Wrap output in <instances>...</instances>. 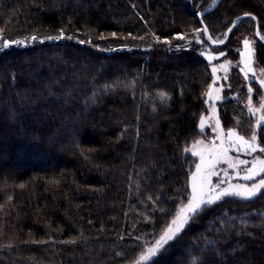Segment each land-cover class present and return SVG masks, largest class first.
<instances>
[{"label":"trees","instance_id":"obj_1","mask_svg":"<svg viewBox=\"0 0 264 264\" xmlns=\"http://www.w3.org/2000/svg\"><path fill=\"white\" fill-rule=\"evenodd\" d=\"M213 2L0 0V43L21 40L0 48V264H264V193L205 206L138 263L190 192L188 148L213 86L197 14ZM242 13L216 47L236 61L257 21L264 36V0H222L203 18L224 39ZM255 60L264 68L263 43ZM241 73L219 114L249 138L246 86L257 85Z\"/></svg>","mask_w":264,"mask_h":264},{"label":"snow or ice","instance_id":"obj_2","mask_svg":"<svg viewBox=\"0 0 264 264\" xmlns=\"http://www.w3.org/2000/svg\"><path fill=\"white\" fill-rule=\"evenodd\" d=\"M244 16H251V13H242ZM232 24H236V20L232 21ZM194 32L200 33L199 29H193ZM209 29L207 24L203 25V34H208ZM65 35L63 30L60 34L54 37L55 39H60L61 36ZM111 35L115 36L116 33L113 32ZM176 36H184L185 41L190 37L183 33H175ZM257 35L259 33L257 32ZM157 41L164 40L168 41L169 37H160L155 36ZM32 39H44V37H38L35 34L31 37ZM51 38V37H50ZM199 39V35L195 37ZM208 38L212 40L213 44H222L223 41L217 35L216 39H212V36L209 34ZM261 40H264V36L259 37ZM20 39H3L0 43V48H6L9 45L20 43ZM25 43L27 40L24 41ZM244 49L241 52V56L244 62V67L240 69L241 72H244L245 75H248L252 71V52L251 42L248 38L243 40ZM99 47V45H97ZM179 48L180 45H175ZM208 60H212V55L205 53ZM216 55H223V53H216ZM228 61L225 60L221 65H212V74L213 79H218L216 77V71L218 67L224 68L227 72ZM264 71V70H262ZM259 83L264 85V79L260 80ZM218 91V89L216 90ZM248 91L252 92L251 85L248 86ZM168 94L166 92H161V97H165ZM208 96H213V90L211 86L209 87ZM251 109V104H249ZM264 107V105H262ZM214 114V110L213 113ZM261 123V139H264V116L260 117ZM206 120L205 117L201 116L200 127L205 126ZM217 125H219V119L216 120ZM214 132L220 133V143L213 144L211 147L205 146L199 149L194 147V150L198 152L199 162L195 165V171L190 172V192L187 193V197L183 195L178 196L177 199L180 200V204L176 207L173 215L170 220L167 221L166 226L161 230L160 234L154 237V242H149L147 245H144L146 251H143L139 255L140 261H148L156 253L166 248L174 240L179 239V237L186 230V227L194 220L197 216L201 215L205 210L207 205H212L217 201H221L223 198L229 195H237L244 198H251L258 193H264V179H259L258 177H264V144L257 142V133L255 130L252 131L250 138H245V136L240 135L236 129L229 128L227 130V136L225 137L223 131L217 127L213 129ZM198 144H203L202 141H198ZM229 148H236L238 152H256L257 149H260V154L256 155L251 161L241 159L240 157H232L229 155ZM219 161H227L229 166L232 169H235L233 172H229L227 168L223 169V174L226 177L224 181H213V175L217 174V164ZM249 163L251 167H248ZM243 165V169L239 166ZM244 176L246 180H251L252 178H258V182L250 184H241V183H232V177ZM184 191H187L185 189ZM186 199V202H185ZM223 255L222 252L219 253ZM132 264H136V261H133Z\"/></svg>","mask_w":264,"mask_h":264},{"label":"rangeland","instance_id":"obj_3","mask_svg":"<svg viewBox=\"0 0 264 264\" xmlns=\"http://www.w3.org/2000/svg\"><path fill=\"white\" fill-rule=\"evenodd\" d=\"M244 38H248L249 41L251 42V47L253 49L252 52V71L248 74L245 75L244 72L241 73L242 79L244 80V85H246V82H255V84L257 85V90H252V92L250 93L249 91L247 92V97L245 99V109L247 114L251 117V119L253 120V130L256 131L257 133V142H259V131L261 128V121H260V117L264 116V107H262V105H264V85H261L259 83L260 80L264 79V68L258 67L256 65V60H255V55H256V48H257V44H258V40L256 39V37L254 36H240L238 38L239 40V44L237 45L236 51L241 52L244 49V44H243V40ZM222 41L225 40L221 39ZM205 53H208L209 55H212V60H208L207 55H205ZM216 53H223V55H216ZM228 53V50H218L216 49V47H213L211 45H208L206 48H204L202 55L203 57L210 63V68H211V72H212V65L216 64V65H221L224 63L225 60H227L229 63L227 65V72H225L224 68L222 67H218L217 71H216V77H218V79H213V86H212V90H213V96L208 98V102H207V110L206 112L203 114V116L205 117L206 123L205 126L203 128L200 127V123H201V118L199 120L198 123V128L201 132V137L194 142L193 144L190 145V147L188 148V153H190L193 157L197 158L198 162H199V155L198 152L194 150V147L196 149L208 146L211 147L213 144H219L220 141V133L219 132H214L213 129L219 127L225 137L227 136V131L224 129L221 119H220V114H219V103H221L222 101H224V90L226 88H228L229 84H230V75L233 69H241L242 67H244V62L242 59V56H240V60L236 61L235 59H233V57H226V54ZM213 76V74H212ZM246 88L248 89V86H246ZM218 89V91H216ZM236 97V96H234ZM249 104H251V109L249 107ZM214 110V114L213 113ZM219 119V125H217L216 120ZM251 136H249L250 138ZM247 139V138H246ZM198 141H202L203 144H198ZM229 155L232 157H240L241 159H245L248 161H251L256 155L260 154V149H257L256 152H238L236 150V148H229ZM197 162V163H198ZM241 169H243V165L239 166ZM248 167H251V164L249 163ZM227 168L228 171L231 173L233 171H235V169H232L229 164L227 163V161H219L217 164V174L213 175L212 180L215 182L217 180L219 181H224L226 179V177L223 174V169ZM195 171V170H194ZM259 179H264V177H258ZM258 178H252L251 180H246L244 178L243 175H241L240 177H232V183H241V184H250V183H256L258 182ZM191 190V188H190ZM260 193L256 194L255 196L259 195ZM229 196H234V197H238V198H242V199H251L254 198L255 196L251 197V198H244V197H240L237 195H229ZM228 197V196H226ZM157 255V253L151 257L148 261H140L138 259V263H147L149 261H151L155 256Z\"/></svg>","mask_w":264,"mask_h":264},{"label":"water","instance_id":"obj_4","mask_svg":"<svg viewBox=\"0 0 264 264\" xmlns=\"http://www.w3.org/2000/svg\"><path fill=\"white\" fill-rule=\"evenodd\" d=\"M221 1H222V0H214V2H213L208 8H206L205 10H203V11H201V12H199V13L197 14L198 19H199V21H200V24L202 25V28H203V25L205 24V22H204V20H203L204 16L207 15V14H209V13H211V12H213V11H214V10L220 5ZM250 17H251V16H250ZM250 17H249V16H244V15H242V16L236 18V19H235V20H236V24H234V25L231 24V26L228 28L227 33H226V38H225V40L223 41L222 44H213V43H212V40H210V39L208 38V35L210 34V31H209L208 34H205V36H206V38H207L209 44H210L211 46H213V47H219V46L224 45L225 43L228 42V40H229V38H230V36H231L233 30L239 25V23H240L241 21H243L244 19H247V18H250ZM257 32L259 33V35H257ZM210 35H211V34H210ZM255 36H256V39L258 40L259 43H263V44H264V40H261V39L259 38V37L262 36V35H261V33H260V26H259L258 21H257V25H256V30H255ZM213 40H214V39H213Z\"/></svg>","mask_w":264,"mask_h":264}]
</instances>
